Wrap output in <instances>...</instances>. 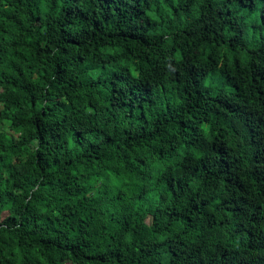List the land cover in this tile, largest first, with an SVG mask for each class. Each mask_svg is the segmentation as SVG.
<instances>
[{
  "label": "trees",
  "instance_id": "obj_1",
  "mask_svg": "<svg viewBox=\"0 0 264 264\" xmlns=\"http://www.w3.org/2000/svg\"><path fill=\"white\" fill-rule=\"evenodd\" d=\"M257 5L0 0V264H264Z\"/></svg>",
  "mask_w": 264,
  "mask_h": 264
},
{
  "label": "rangeland",
  "instance_id": "obj_2",
  "mask_svg": "<svg viewBox=\"0 0 264 264\" xmlns=\"http://www.w3.org/2000/svg\"><path fill=\"white\" fill-rule=\"evenodd\" d=\"M218 2L222 3L223 0H217ZM173 5L176 6L175 2ZM262 6L257 5L255 9L251 8H243L241 9L240 15L241 17L247 22L249 28L243 33V38L245 42V47L237 48L238 55L240 60L244 63L250 58L253 51L257 49V47L264 42V21L261 16ZM172 8L171 7H163L161 11V16H155L154 20L158 22H162V20L166 23V27H168V23L166 19H171L172 15ZM162 17L164 19H162ZM184 19V18H183ZM224 54L226 58L231 62L233 60V56L236 54L234 51L231 53H227L224 50ZM203 87L205 89L212 90L214 92L217 91H225L227 93L234 92V86L230 79L223 77L219 71L211 72L207 78L203 82ZM207 130V127L205 128ZM0 131L5 133H11L10 128L7 122L0 121Z\"/></svg>",
  "mask_w": 264,
  "mask_h": 264
}]
</instances>
